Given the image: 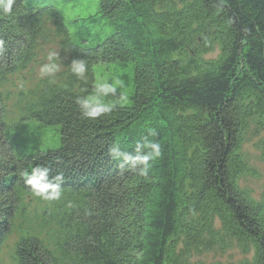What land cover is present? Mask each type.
Segmentation results:
<instances>
[{
	"label": "trees",
	"instance_id": "obj_1",
	"mask_svg": "<svg viewBox=\"0 0 264 264\" xmlns=\"http://www.w3.org/2000/svg\"><path fill=\"white\" fill-rule=\"evenodd\" d=\"M54 40L60 72L10 89ZM109 70L129 102L83 118L77 97ZM252 137L264 160V0H15L0 13V256L15 234L11 264H191L231 246L251 252L239 264H264V193L238 182ZM146 141L162 150L147 176L109 154ZM36 165L63 173L60 200L24 185Z\"/></svg>",
	"mask_w": 264,
	"mask_h": 264
},
{
	"label": "clouds",
	"instance_id": "obj_2",
	"mask_svg": "<svg viewBox=\"0 0 264 264\" xmlns=\"http://www.w3.org/2000/svg\"><path fill=\"white\" fill-rule=\"evenodd\" d=\"M15 0H0V13L12 15ZM62 67L61 57L58 51H49L46 62L39 68L41 78H53L60 72ZM71 73L80 81H87L89 71L88 64L83 59H74L70 65ZM98 71L103 72L101 67ZM125 82L118 74L111 70L103 76H98L92 85L91 91L82 89L85 95L76 99L81 115L85 119L95 120L111 113L117 106H124L128 101V96L124 91ZM119 92L117 94V90ZM149 135H156V132L149 129ZM135 154L123 151L119 146L114 145L109 149V154L114 161H120L121 166H127L140 176H147L152 163L162 155L159 142H144L137 144ZM51 169L48 166L36 165L31 171L20 173V178L31 194L45 201H56L62 197L61 184L64 180L63 173L50 175Z\"/></svg>",
	"mask_w": 264,
	"mask_h": 264
},
{
	"label": "rangeland",
	"instance_id": "obj_3",
	"mask_svg": "<svg viewBox=\"0 0 264 264\" xmlns=\"http://www.w3.org/2000/svg\"><path fill=\"white\" fill-rule=\"evenodd\" d=\"M58 51L59 54V46L58 43L54 40L50 44H46L42 51L37 53L36 59L31 63L28 70L23 71L21 75H24V79L21 80L18 75H10L9 80L14 85L10 89L13 91L18 89L22 85L24 88H28L33 84L35 80L40 77L39 68L40 66L46 62V57L49 51ZM215 52L208 54V56L213 55ZM257 137H252L249 140L245 141L242 144V150L247 158V162L250 167V171L248 173H244L240 176L238 182L241 187L247 188L251 195L255 198H259L264 193V160L261 159L258 149L255 146ZM36 206L35 202H31L27 209L29 210V214H33L34 207ZM15 234L9 236L8 240L5 241L4 247L0 256V264H11L10 263V254L12 253V245L15 240ZM251 252L247 255H244L242 251L236 246H231L228 249L220 252V251H211L203 253L199 256H194L191 259V264H196L198 262H202L205 264H211L213 262H232L234 264H239V261L244 259L245 257H250Z\"/></svg>",
	"mask_w": 264,
	"mask_h": 264
}]
</instances>
